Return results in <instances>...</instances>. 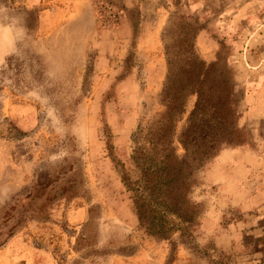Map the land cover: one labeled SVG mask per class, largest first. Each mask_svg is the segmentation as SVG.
Wrapping results in <instances>:
<instances>
[{
    "label": "rangeland",
    "instance_id": "1",
    "mask_svg": "<svg viewBox=\"0 0 264 264\" xmlns=\"http://www.w3.org/2000/svg\"><path fill=\"white\" fill-rule=\"evenodd\" d=\"M166 47L234 77L183 239L149 235L120 180L162 109ZM0 264H264V0H0Z\"/></svg>",
    "mask_w": 264,
    "mask_h": 264
},
{
    "label": "trees",
    "instance_id": "2",
    "mask_svg": "<svg viewBox=\"0 0 264 264\" xmlns=\"http://www.w3.org/2000/svg\"><path fill=\"white\" fill-rule=\"evenodd\" d=\"M188 47L192 53V45ZM166 62L167 72L159 94L162 109L151 122H140L132 133L130 167L120 169V180L139 225L149 235L168 239L178 232L183 239L192 236L199 223L196 205L190 198L200 164L196 154L204 146L201 156L208 155L212 148L229 142L232 134L229 127L234 77L223 72L228 67L221 65L220 58L207 63L191 54L173 60L166 47ZM125 76L120 74L116 79ZM189 95H195L196 100L188 124L178 137L184 150L178 154L176 122ZM104 133L106 149L114 160L112 133L106 122Z\"/></svg>",
    "mask_w": 264,
    "mask_h": 264
}]
</instances>
